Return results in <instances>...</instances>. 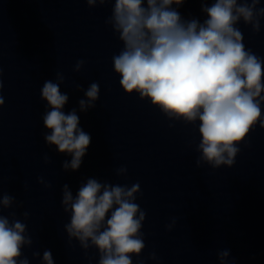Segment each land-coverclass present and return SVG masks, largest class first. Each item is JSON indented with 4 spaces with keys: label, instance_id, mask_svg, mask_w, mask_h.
<instances>
[{
    "label": "clouds",
    "instance_id": "obj_1",
    "mask_svg": "<svg viewBox=\"0 0 264 264\" xmlns=\"http://www.w3.org/2000/svg\"><path fill=\"white\" fill-rule=\"evenodd\" d=\"M88 7L112 4L111 15L105 20L118 34L123 48L112 57L114 72L127 94L137 93L148 100L170 120L195 125L199 122L201 137L196 151V166L207 163L213 169L232 167L240 152L238 145L246 141L252 129L264 128V58L246 49L241 29L243 22L253 33L261 30L264 7L261 0H200L206 19H184L177 10L185 0H85ZM176 5V8L173 7ZM85 61L78 60L75 72ZM65 83L61 72L55 81L46 80L40 90L47 109L42 117L47 130L44 141L56 146L59 153L71 155L63 162L65 171H76L82 164L91 143V136L80 126L77 110H63L69 95L61 92ZM3 82L0 80V89ZM81 90L80 85H76ZM100 96L98 83H91L78 101L79 110L95 107ZM5 101L0 95V107ZM45 163H50L47 154ZM127 174L126 167L116 170ZM38 182L51 188L43 177ZM140 184L129 185L101 182L88 178L74 196L69 186L62 188L61 206L70 214L64 225L69 240L75 239L85 252L95 248L98 264H133L145 248L141 229L146 212L136 203ZM15 197L0 194V264H29L22 248L31 247L27 225L15 219L16 213L2 214L10 209ZM25 219L29 213L24 212ZM172 224L166 225L171 231ZM220 264H226L230 250L218 252ZM33 258L40 252H33ZM23 257V258H22ZM150 259L156 260L155 252ZM42 264H54L50 250H45ZM234 264V260L232 261Z\"/></svg>",
    "mask_w": 264,
    "mask_h": 264
}]
</instances>
